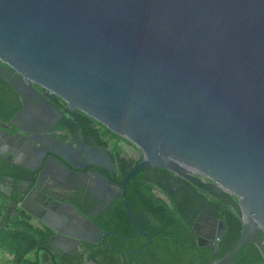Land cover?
<instances>
[{
    "label": "water",
    "instance_id": "obj_1",
    "mask_svg": "<svg viewBox=\"0 0 264 264\" xmlns=\"http://www.w3.org/2000/svg\"><path fill=\"white\" fill-rule=\"evenodd\" d=\"M0 68L14 74L16 92L38 86L132 144L140 160L121 186L158 168L236 199L241 235L213 264L251 242L264 250V0H0ZM52 143L43 151L76 170ZM84 148V166L110 163L104 150ZM6 190V218L22 211L49 229L56 253L105 237L88 216L65 227L52 206L19 191L11 201L12 185L0 184ZM208 221L212 234L197 245L217 252L224 221L201 214L193 227Z\"/></svg>",
    "mask_w": 264,
    "mask_h": 264
},
{
    "label": "trees",
    "instance_id": "obj_2",
    "mask_svg": "<svg viewBox=\"0 0 264 264\" xmlns=\"http://www.w3.org/2000/svg\"><path fill=\"white\" fill-rule=\"evenodd\" d=\"M6 87L9 86L0 79L1 121H8L19 109L3 98ZM56 102L68 112L59 98ZM101 128L104 138L111 136L124 141ZM98 144L107 147L106 142ZM114 152L119 154V148L115 147ZM124 162L117 165L120 172ZM138 162L127 171L131 172ZM5 165L0 157V183L7 174ZM144 168L125 182L126 205L119 197L94 220L95 225L106 233L103 240L85 242L72 255L56 253L49 244L52 236L49 229L34 227L30 224L31 218L22 211L18 216L6 218L7 197L4 196L0 198V247L12 253L15 264H213L226 256L239 240L243 228L236 199L230 197L227 203L221 196L206 192L201 183L189 180H182L180 189L174 192L166 179L163 186L156 177H146ZM155 171L164 178L170 175L164 169L155 168ZM123 178L124 175L121 180ZM203 208H209L213 217L225 223V234L217 252L213 246L197 245L193 226ZM261 239L262 235L258 234L257 240ZM30 253L36 255L35 261L27 260ZM228 264H264V250L253 242L248 243Z\"/></svg>",
    "mask_w": 264,
    "mask_h": 264
},
{
    "label": "flooded vegetation",
    "instance_id": "obj_3",
    "mask_svg": "<svg viewBox=\"0 0 264 264\" xmlns=\"http://www.w3.org/2000/svg\"><path fill=\"white\" fill-rule=\"evenodd\" d=\"M0 79L9 86L3 88V98L19 107L11 119L0 120L3 124L13 123L16 126L0 129V157L5 161V172L11 175L5 174L0 184H6L7 189L12 185L11 201L17 199L16 191H19L22 195L25 193L24 199L29 204L33 202L35 207L37 204L52 206L54 213L64 217L65 227L75 225L78 219L85 216L94 223L107 207L119 197L122 198V193L125 194V186H121V176L125 177L129 173L127 169L140 160L137 149L125 140L111 136L104 138L101 135L104 131L98 123L85 115L80 117L76 112H65L57 104V98L48 99L38 86H33L32 90L16 92L13 86L17 80L11 71L0 68ZM45 100L60 113L59 118L49 111ZM100 141L106 142L107 147L99 145ZM47 142L60 146L62 153L71 158L78 168H70L61 158L53 156L54 160L51 159L50 154L43 151L42 144ZM86 145L104 150L111 164L107 163L103 167L84 166L80 155H84ZM115 147L119 148V154L114 152ZM122 160L125 161L124 169L120 172L117 165ZM27 167L34 172L27 170ZM169 174L164 178L155 169L144 168L146 177H156L163 186L166 179L174 187V192L178 191L179 183L186 179ZM96 175L103 176L106 182H99ZM36 184L50 191L53 198L38 194L34 190ZM4 196L7 197V190L0 192V198ZM220 196L225 202H229L230 196L218 195ZM201 214L212 216L209 208H203L195 222ZM208 223L211 221L200 223L197 233L195 232L196 238L197 235L206 237L212 234ZM101 234L106 236L102 231ZM104 238L99 237L93 243ZM56 244L52 243L53 247Z\"/></svg>",
    "mask_w": 264,
    "mask_h": 264
},
{
    "label": "crops",
    "instance_id": "obj_4",
    "mask_svg": "<svg viewBox=\"0 0 264 264\" xmlns=\"http://www.w3.org/2000/svg\"><path fill=\"white\" fill-rule=\"evenodd\" d=\"M30 224H32L34 227L38 229H42L43 227L40 226L38 223H34L32 220H29ZM36 255L34 253H30L27 257V260L30 261H35L36 260ZM0 264H15L13 262V255L11 252L8 250L3 249L0 247Z\"/></svg>",
    "mask_w": 264,
    "mask_h": 264
},
{
    "label": "rangeland",
    "instance_id": "obj_5",
    "mask_svg": "<svg viewBox=\"0 0 264 264\" xmlns=\"http://www.w3.org/2000/svg\"><path fill=\"white\" fill-rule=\"evenodd\" d=\"M134 149V148H133ZM137 151V153H138V157H140V153L138 152V150H136ZM32 221L34 222V223H36V221H34V219H32Z\"/></svg>",
    "mask_w": 264,
    "mask_h": 264
}]
</instances>
